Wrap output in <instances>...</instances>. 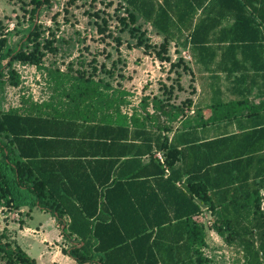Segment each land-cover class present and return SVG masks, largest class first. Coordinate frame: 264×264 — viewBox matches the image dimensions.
<instances>
[{
	"label": "trees",
	"instance_id": "trees-1",
	"mask_svg": "<svg viewBox=\"0 0 264 264\" xmlns=\"http://www.w3.org/2000/svg\"><path fill=\"white\" fill-rule=\"evenodd\" d=\"M118 1L130 18L137 14L163 34L161 61L169 41L190 43L197 64L224 71L240 99L213 103L208 120L172 129L184 117L182 106L168 109L153 99L152 113L142 103L127 115L101 81L55 78L61 89L69 84L73 116L0 109V206L50 213L69 243L63 253L76 264H209L205 206L210 229L239 249L241 264H264V106L247 97L253 89L264 97V0ZM32 2L34 12L50 4ZM33 29L29 53L0 38V89L19 86L15 63L40 69ZM216 51L223 57L215 68ZM232 121L233 132L210 137L209 125L226 129ZM0 254L7 264H37L7 243L0 242Z\"/></svg>",
	"mask_w": 264,
	"mask_h": 264
},
{
	"label": "rangeland",
	"instance_id": "rangeland-1",
	"mask_svg": "<svg viewBox=\"0 0 264 264\" xmlns=\"http://www.w3.org/2000/svg\"><path fill=\"white\" fill-rule=\"evenodd\" d=\"M32 1L0 0V38L6 39L7 47L13 49L21 44L26 52H31L33 41L28 40V31L33 27L38 33L36 44L43 54L40 69L36 71L45 73L44 68L52 71L56 69L73 75L84 74L94 81H101V85L109 84L113 91L105 92L119 98L122 103L120 110L127 115H131L133 110L139 111L142 103L148 105L147 110L152 113V100L157 99L168 109L173 105L182 106L184 117H195L200 113L194 110L193 115L190 106L194 103L200 107L209 103L212 105L216 97L210 89L215 86L219 91L225 90L220 97L223 103L240 99L229 96V80L199 79L192 72L189 60L172 56V46L170 50L168 45L165 55L167 60L161 61L157 53H160L163 40L146 28L145 23L136 15L133 16L134 20L130 18V10L118 0H50L49 5H42L36 12ZM51 47L57 51L52 53ZM21 66L24 65L15 63L13 66L19 77L32 71L29 67ZM194 71L196 73L197 69ZM182 74L188 75L184 81L181 79ZM124 86L126 90H122ZM121 91H125V95L119 97ZM256 99L259 98L250 95L248 103L259 104ZM0 105L3 110L9 107V85L0 89ZM163 120V117L159 118L160 123ZM176 125L172 124V129L178 127ZM233 131L234 127L222 128L215 135ZM167 135L169 137L170 133ZM202 209L204 224L207 226V248L204 249V255L209 264H241L239 249L226 245L210 229L212 219L208 218L206 207L202 206ZM26 211L28 214L24 215L0 206V242L15 247L21 241L17 233L25 224L24 229L34 231L42 226L53 236V240L46 243L49 246L47 252H55L57 247L64 246L63 253L69 243L63 238L58 222V228L55 226L54 217L37 208H28ZM31 235L25 243V252L38 262L42 247L37 235ZM60 235L61 238H57L56 242L54 239ZM0 264H7L1 254Z\"/></svg>",
	"mask_w": 264,
	"mask_h": 264
},
{
	"label": "crops",
	"instance_id": "crops-1",
	"mask_svg": "<svg viewBox=\"0 0 264 264\" xmlns=\"http://www.w3.org/2000/svg\"><path fill=\"white\" fill-rule=\"evenodd\" d=\"M135 15L145 23L146 28L154 31V33L158 35V38H161L162 40L164 39V36L162 33L155 30L149 23L145 22L140 16H138L137 14H135ZM199 15H200V10L198 11L197 18ZM231 22H232V20L227 19L223 22V25H227L228 23H231ZM263 31H264V29H263ZM169 42H170V43H168L169 49L171 50V46L173 49V55L172 56L174 58H178L180 56L184 60H185V58H186V60H189V62L191 63L190 68H192V72L194 74L198 75L199 79H207L208 78V79H214V80H228V77L226 76L224 71L220 70V71L215 72V73H210V72L206 71L203 66L197 64V57L198 56L191 49L190 43H179V42H173V41H169ZM212 46L217 47L218 45L214 44ZM174 50H175V52H174ZM167 56H169V55H167ZM222 57H223V55H222L221 51L215 52V57H214V67L215 68H216V65L221 61ZM228 58H229L228 62H230L231 56H229ZM237 58H241L240 53L237 55ZM251 58L256 60V59H258V56H256L255 53H252ZM263 59H264V57H263ZM25 66L29 67L30 70H32V71L25 72L26 74H23L20 77L22 79V81H20L19 86H17V87H10L9 86V107L7 109L3 110L1 105H0V109L3 111H7L8 109H11V108H17L24 115H26V114L36 115L38 113V114L44 115V117L55 116V115H62V116H66V117L73 116L75 114V113H73V111L74 112L76 111V106H73L72 104H70L69 99H67L66 95H65L69 84L65 85V88L61 89V88L56 86L53 79L62 78V76L77 77L78 73H75L74 75L72 73H64V72H60V74H56V73L55 74H48L47 72L40 73V72L35 70V69H38L35 66L24 65L21 67L26 68ZM194 69H197L196 73H195ZM188 75H190V73ZM188 75L182 74L181 79L184 81L186 76L188 77ZM237 76H238V74H235L230 79L237 77ZM36 80L39 82L35 83ZM104 85L107 87V88H105V91H111V92L113 91L109 84H104ZM184 89H185V87H184ZM184 89L182 90L183 94H184V92H183ZM122 90H126L125 86L122 88ZM228 90H229L228 94L230 97H232V99H235L236 97H237V99H239V95L237 92H233V90H231V89H228ZM210 91L216 97L215 100L213 101V103H217V102L221 101V99H220V97L222 96L221 92L224 93L225 90L219 91V89L216 88V86H215L212 90L210 89ZM121 92L122 93L118 94L119 97L121 95H123V96L125 95V91H121ZM109 95H111V94H109ZM251 95H256V89H253ZM249 96H247V97H249ZM255 101H259L264 106V97L256 99ZM254 103H256V102H254ZM194 104H193V106H190V108L192 109L191 110L192 114L194 115V110H197L198 113H200V114H198L195 117H191V118H188V117L180 118L177 120L176 123H173V124H177L176 126L180 127V125L183 124L184 122H190L191 124H196L198 122H201L200 118H202L204 121H206L211 117L210 116L211 113L209 110L210 103L208 105H205L204 107H200L199 105L195 106ZM82 105L80 107H82ZM253 105H258V104H253ZM121 112L123 114L125 113L122 110H121ZM96 115H97V119L100 118V116H101L100 112H97ZM84 117H86V113H83L81 116V118H84ZM92 118H94L93 115H92ZM235 124H236V122L232 121L227 126L235 128V126H236ZM224 126H226V125H221V124L209 125L207 128H208V131L210 132V137H213L212 135H215L216 133H218V131L220 129L224 128ZM171 136H172V134H170L168 138L170 139ZM67 158L70 159L73 157L71 155H69ZM82 159H89V158H82ZM147 160H148V158H144L145 162H147ZM26 209H28V208L27 207L22 208V209L18 210L17 212H21L24 215H26V214H28ZM208 218L209 219L211 218L210 214L208 215ZM53 221L55 223V226L58 228L57 221L54 218H53ZM25 226H26V224L17 233L19 240L23 241V243H21V241L17 242V246L20 247L25 252V250H26L25 243L28 242V237L32 236L31 234L37 235L39 245L42 247V252L39 256L40 261L37 262V260H36L37 264H46L48 262L51 264L52 263L76 264L74 262V260H72L70 257L68 258L67 255L65 256L62 253V248H64V246L59 247V248L57 247L58 250L55 252H47L49 246L46 245V243L48 241H52L53 236L49 232H47L42 226L37 228V230H35V231L33 229H29V228L24 229ZM206 230H207V228H206ZM57 238H61V235L56 237L54 240L56 241ZM56 242H58V241H56ZM206 243H207V241H206ZM50 253H53V255H50ZM52 260H55V261H52Z\"/></svg>",
	"mask_w": 264,
	"mask_h": 264
},
{
	"label": "built area",
	"instance_id": "built-area-1",
	"mask_svg": "<svg viewBox=\"0 0 264 264\" xmlns=\"http://www.w3.org/2000/svg\"><path fill=\"white\" fill-rule=\"evenodd\" d=\"M158 157L161 158L160 155H158Z\"/></svg>",
	"mask_w": 264,
	"mask_h": 264
}]
</instances>
